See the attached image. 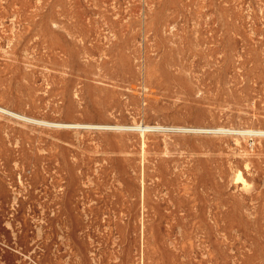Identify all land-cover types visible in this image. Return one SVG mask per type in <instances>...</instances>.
<instances>
[{"label":"rangeland","instance_id":"374dc122","mask_svg":"<svg viewBox=\"0 0 264 264\" xmlns=\"http://www.w3.org/2000/svg\"><path fill=\"white\" fill-rule=\"evenodd\" d=\"M0 264H264V0H0Z\"/></svg>","mask_w":264,"mask_h":264},{"label":"bare ground","instance_id":"6f19581e","mask_svg":"<svg viewBox=\"0 0 264 264\" xmlns=\"http://www.w3.org/2000/svg\"><path fill=\"white\" fill-rule=\"evenodd\" d=\"M149 125L144 126V129L149 128ZM239 178H241V175H239Z\"/></svg>","mask_w":264,"mask_h":264}]
</instances>
